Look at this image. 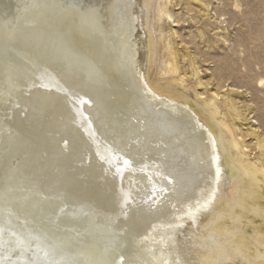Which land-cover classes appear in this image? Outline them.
<instances>
[{"label":"bare ground","instance_id":"6f19581e","mask_svg":"<svg viewBox=\"0 0 264 264\" xmlns=\"http://www.w3.org/2000/svg\"><path fill=\"white\" fill-rule=\"evenodd\" d=\"M150 3L0 0V264H264V162L214 103L149 78ZM21 46L36 68L9 61ZM44 98L59 114L42 120Z\"/></svg>","mask_w":264,"mask_h":264},{"label":"rangeland","instance_id":"374dc122","mask_svg":"<svg viewBox=\"0 0 264 264\" xmlns=\"http://www.w3.org/2000/svg\"><path fill=\"white\" fill-rule=\"evenodd\" d=\"M147 20L156 49L149 78L176 80L188 97L214 103L218 119L231 127L240 145L244 143L241 152L250 161L262 164L264 150L256 142L264 138V0H151ZM167 47L175 57V72L168 64ZM40 56L36 47L27 50L21 46L9 61L35 66ZM58 72L59 68L52 71L47 66L43 75L47 78L54 73L59 78ZM47 83V94L55 95L57 102L59 94L68 96L66 85L59 88L53 82ZM230 100L241 114L230 109ZM37 101L35 108L42 112V120L59 114V110L49 109L50 100ZM6 117L0 105V150L10 156L12 123L5 121ZM259 195H263L260 188ZM81 209L86 224L94 226L96 204Z\"/></svg>","mask_w":264,"mask_h":264},{"label":"snow or ice","instance_id":"6c2138e0","mask_svg":"<svg viewBox=\"0 0 264 264\" xmlns=\"http://www.w3.org/2000/svg\"><path fill=\"white\" fill-rule=\"evenodd\" d=\"M127 163V162H126Z\"/></svg>","mask_w":264,"mask_h":264}]
</instances>
